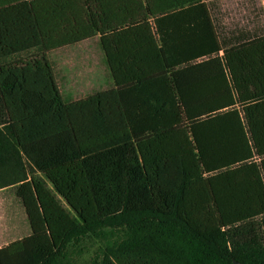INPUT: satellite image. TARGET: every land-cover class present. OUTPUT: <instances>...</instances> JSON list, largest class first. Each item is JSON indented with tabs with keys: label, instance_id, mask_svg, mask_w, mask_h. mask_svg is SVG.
I'll use <instances>...</instances> for the list:
<instances>
[{
	"label": "trees",
	"instance_id": "trees-1",
	"mask_svg": "<svg viewBox=\"0 0 264 264\" xmlns=\"http://www.w3.org/2000/svg\"><path fill=\"white\" fill-rule=\"evenodd\" d=\"M218 0H0V264H264V29ZM264 9V0H262ZM98 38L112 87L65 103L47 54ZM31 52V56L23 57Z\"/></svg>",
	"mask_w": 264,
	"mask_h": 264
},
{
	"label": "rangeland",
	"instance_id": "rangeland-1",
	"mask_svg": "<svg viewBox=\"0 0 264 264\" xmlns=\"http://www.w3.org/2000/svg\"><path fill=\"white\" fill-rule=\"evenodd\" d=\"M211 14L219 35L231 36L264 29L261 0H218L214 3ZM47 58L65 103L112 87L98 38L50 52ZM29 233L27 218L21 202L15 195V189L0 190V248ZM104 244L105 241L92 235L84 236L71 242L67 258L73 264H89L100 254Z\"/></svg>",
	"mask_w": 264,
	"mask_h": 264
},
{
	"label": "crops",
	"instance_id": "crops-1",
	"mask_svg": "<svg viewBox=\"0 0 264 264\" xmlns=\"http://www.w3.org/2000/svg\"><path fill=\"white\" fill-rule=\"evenodd\" d=\"M261 2H262V0H261ZM263 5V4H262ZM102 91V90H101ZM101 91H99V92H101ZM95 94V93H94ZM61 95V94H60ZM62 97V96H61ZM83 98H86V97H83ZM83 98H80V99H83ZM80 99H78V100H80ZM74 101H77V100H74ZM73 102V101H72ZM28 236V235H27Z\"/></svg>",
	"mask_w": 264,
	"mask_h": 264
}]
</instances>
